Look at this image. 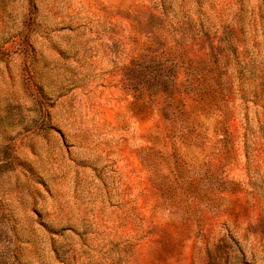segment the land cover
<instances>
[{
    "label": "rangeland",
    "instance_id": "rangeland-1",
    "mask_svg": "<svg viewBox=\"0 0 264 264\" xmlns=\"http://www.w3.org/2000/svg\"><path fill=\"white\" fill-rule=\"evenodd\" d=\"M0 264H264V0H0Z\"/></svg>",
    "mask_w": 264,
    "mask_h": 264
}]
</instances>
